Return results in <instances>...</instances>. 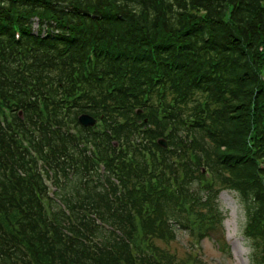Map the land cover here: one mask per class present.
I'll return each instance as SVG.
<instances>
[{
	"label": "trees",
	"instance_id": "obj_1",
	"mask_svg": "<svg viewBox=\"0 0 264 264\" xmlns=\"http://www.w3.org/2000/svg\"><path fill=\"white\" fill-rule=\"evenodd\" d=\"M262 48L264 0H0V264H202L224 190L264 264Z\"/></svg>",
	"mask_w": 264,
	"mask_h": 264
},
{
	"label": "rangeland",
	"instance_id": "obj_2",
	"mask_svg": "<svg viewBox=\"0 0 264 264\" xmlns=\"http://www.w3.org/2000/svg\"><path fill=\"white\" fill-rule=\"evenodd\" d=\"M34 31L37 30V24L33 26ZM220 208L225 217V231L227 245L230 246L231 252L223 251L221 246L214 240H204L200 254L202 257V264H251L250 248L248 241L244 236V228L246 226V214L241 206L238 194L231 190H224L219 198ZM192 244L196 245V252L199 251L200 246L196 240L189 238L185 232H178V241L173 244L177 254L185 259Z\"/></svg>",
	"mask_w": 264,
	"mask_h": 264
},
{
	"label": "water",
	"instance_id": "obj_3",
	"mask_svg": "<svg viewBox=\"0 0 264 264\" xmlns=\"http://www.w3.org/2000/svg\"><path fill=\"white\" fill-rule=\"evenodd\" d=\"M80 121L82 124H84L85 126H93L95 124V120L92 119L91 117L87 116V115H83L80 117ZM163 146L167 147V145L165 144V142H161Z\"/></svg>",
	"mask_w": 264,
	"mask_h": 264
}]
</instances>
